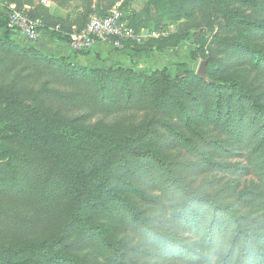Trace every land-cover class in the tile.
I'll return each mask as SVG.
<instances>
[{
	"label": "rangeland",
	"instance_id": "rangeland-1",
	"mask_svg": "<svg viewBox=\"0 0 264 264\" xmlns=\"http://www.w3.org/2000/svg\"><path fill=\"white\" fill-rule=\"evenodd\" d=\"M49 1L53 5L49 6ZM74 1L82 4L80 20L88 16L90 4H96V0L91 3L81 0H0V13L6 17L5 14L12 11H26L27 14L30 11L31 15L44 17L57 5L73 10L71 3ZM116 1L101 0V7L91 9L90 14L106 13ZM124 1L126 15L139 13L147 2ZM164 3L172 13L171 17L168 12H159L163 15L162 26L156 27L157 30H152L153 27L144 30L162 32L166 29V34L134 45V53L141 61L134 62L136 68L107 65L105 61H100V66H95V61L81 62L84 66L73 65L68 60L59 64L71 77L78 78V83H51L49 87L71 93L89 90L90 99H80L75 106L45 95L35 98L34 92L39 90L41 83L61 78L62 71L46 68L45 63L39 60L22 56L8 43L9 39L5 41V30L0 28V58L6 61L0 66V134L27 130L36 125L29 121L27 113L16 109L15 104L18 103L28 104L30 111L34 109L48 116L52 121L50 127H55L51 147L35 144L26 149L30 172L27 193L17 196L7 191L0 192V264H22L27 258L38 259L40 264H62L50 257L48 251L68 257L76 264H185L182 263V254L186 253L183 247L188 241H197L198 238L182 232L173 221L166 222L162 217L166 213L174 217L177 214L178 205L182 202L177 198L181 195L178 191L177 197L166 200L158 209L161 212L151 215L153 218L140 213L136 219L120 217L114 222L117 230L107 242L103 240L107 237L104 233L111 223L105 212H101L104 219L91 214L95 222L89 223L88 233L78 240L79 249L72 250L66 245L65 235L71 227L73 229V224H78L76 216H72L75 208L87 204L95 194H100L103 200L115 195L126 197L125 189L121 187L123 180L132 178L127 174V167L131 165L128 163L124 167L121 163L128 156L130 147L153 148L164 163L171 165V173L188 191L197 196L203 194L216 202L226 191L228 202L235 203L251 183L259 182V171L264 174V168H259L262 164L264 166V116L256 114L248 101L228 87H232V81L240 82L264 106V60L255 67L250 55L244 51L246 47L251 51L260 50L264 58V27L257 26L264 25V9L260 12L264 0H165ZM202 9H205L203 14ZM239 21L243 25L237 30L234 27ZM158 41L161 47H156ZM236 43L242 44L244 49ZM230 46L231 51L227 52ZM6 50L11 55L5 53ZM37 52L49 61L59 59ZM147 54L152 55V62L148 65L144 61L148 60ZM156 54L159 56L157 60L154 58ZM97 57L95 55V59ZM203 61L206 62V75L200 78L197 72ZM34 77L38 78L35 82ZM128 78L129 82H134L132 89L124 81ZM208 78L219 84L215 88L208 86ZM15 79L17 85L10 88ZM132 96L134 101L137 97L145 101L141 106H147V109L139 110V104L125 109V100ZM110 98L122 105L120 111H115L117 107L112 108L116 105L109 101ZM180 100L187 114L177 111L171 118L170 113ZM103 101L107 103L104 105ZM120 101H124L123 104ZM199 102L207 106L206 112L199 109ZM217 105L221 113L213 121ZM164 111L170 113L161 115ZM157 113L160 115L154 121ZM187 115L189 119H186ZM225 119L230 122V128L222 125ZM164 125L170 128L161 129ZM237 126H244L239 139L234 138L232 130ZM86 135L96 138L100 145L95 157L73 143L74 139ZM90 142L92 146L96 145L94 141ZM7 147L0 140V163L7 159ZM155 166L161 174L156 180L161 184L155 189L151 185L153 181H145L139 187L152 189L153 196H162L164 190L175 192L174 178L158 163ZM107 167L105 182H102L101 175H105ZM54 179L66 191L59 203L54 198L46 199L40 193L42 182L46 180L47 185H51ZM259 188L257 185L256 191ZM254 198L248 195L250 200L247 204L258 203L261 196L256 194ZM128 200L138 203L136 198ZM87 214L90 215L88 211ZM81 215L77 214L79 219ZM88 215L83 220L87 221ZM201 219H204V229L207 230L211 214L197 221ZM144 224L153 231L142 230ZM92 225L97 228L92 229ZM191 225L194 227V223ZM152 233H159L161 239L169 236L182 241L177 243L175 252H169L172 243L167 245L166 251L163 248L158 250L148 240ZM40 239L45 241L48 250H43V256L31 247ZM232 240L230 236L226 243ZM103 243L107 244L106 248L100 246ZM115 253L120 257H115Z\"/></svg>",
	"mask_w": 264,
	"mask_h": 264
},
{
	"label": "trees",
	"instance_id": "trees-1",
	"mask_svg": "<svg viewBox=\"0 0 264 264\" xmlns=\"http://www.w3.org/2000/svg\"><path fill=\"white\" fill-rule=\"evenodd\" d=\"M71 1L73 0H68V2ZM81 1L89 3L92 2V0ZM100 1L101 0H96L94 10L101 7L99 4ZM118 1L119 0L112 4L109 9L115 4H117ZM164 1L165 0H147L145 6L139 13H132L131 15H126L124 13V1L120 5L123 20H125L128 26L134 29L135 31H141L145 28L150 27H153L152 30H157L156 27L162 26L163 23V15H160L158 13L168 12L170 17L172 15V13H170V11L166 8ZM260 9V12H263L264 4L261 6ZM87 10L88 16L93 14H90V7ZM106 13H97L95 15L103 16ZM201 13H205V9H202ZM28 14L32 19H37L41 21V33L49 34L53 36L56 40L64 41L66 43H69L70 41V35L73 33L72 28L75 27L77 31L81 30L85 25L86 18L88 17H84L83 20L78 19L74 23L70 24L66 23L65 21H62L61 19L52 17L48 12L44 15V17L31 15L30 11H28ZM5 23L6 17L0 15V28H3L5 26ZM241 25H243V22L239 21L235 23L234 28L239 30ZM257 26L264 27L263 24H258ZM56 27L59 28L56 30ZM4 32L5 41H8L9 39L10 41H8V43L13 45L14 49L19 51L22 56H30V59L39 60L41 61V63H45L46 68L48 67L49 69L53 68L62 71L63 75H61V78L58 77L57 79H51L48 82L43 81V83H41L42 86H40L39 90L37 92H34L35 98L37 97V95H45V97L47 98L62 99L59 101L69 102L74 106L76 105V103H78L80 99L83 101H86L85 99H87V101L90 99L89 90L81 91V93L80 91L77 93H71L67 90L63 91L49 87L51 83H63L68 85L78 83V78L71 77L68 71H65L64 69H61L59 67L60 63L67 61L68 59L59 58L54 61H49V59L40 55L32 47L27 49L18 47V45H16L10 39L9 32ZM236 44L237 46L242 47L241 49H244L242 44ZM157 46L161 47L159 41L156 43V47ZM3 48L4 47H2V49ZM125 48L135 50L134 45H126ZM246 48L247 49H244V51L248 55H250L249 58L252 60V62H250L255 67L259 66L260 60H264V58L260 54L261 51H251L249 50V47ZM230 51L231 46L229 47L227 52ZM5 53H10V51L6 50ZM89 54L90 53L88 52L74 53L75 56H88ZM9 55H11V53ZM5 62L6 61L4 58H0V66H2ZM155 74L156 73H153L152 75L155 76ZM18 78L20 77H17L16 79ZM16 79L13 80V83L10 85V88H13L15 87V85H17ZM33 80L35 82L38 80V78L34 77ZM124 81L129 84V89H132L131 87L134 82H129V78L124 79ZM206 82L208 86L214 88L219 84L218 81L211 80L209 78L206 80ZM231 83L232 87L228 88H233V91L240 98L248 101L256 114L264 116V106L258 101L256 96L246 91L242 87L240 82L232 81ZM133 98L134 96L126 99L125 102H120L121 104H123L124 102L125 105L123 107L125 109H132L135 104H139V110L147 109V106H141L146 103L145 101H142L141 98L139 99V97H137L136 101H134ZM217 98H219V96H217ZM110 100H112V104L116 105L112 106V108L117 107L115 111H120L122 109V105H119L116 99L110 98L109 101ZM12 101L15 102L16 100L12 99ZM105 103L107 102L103 101L104 105ZM176 103V109L174 111L171 112L170 110L171 113L164 111L163 113H161V115H166L167 113H170V117L173 118L177 114V111L182 114H187V110L184 107V103L181 100ZM15 107L16 109H22L23 112L27 113L29 115V121L35 122L36 124L31 126L27 130L20 129L17 132L10 131L7 133L0 134V140L8 146L6 149L7 159L6 161H2L0 163V192L7 191L8 193H11L13 195L20 196L25 195L27 193V183L30 178V172L28 170L29 160H27L26 158V149L33 147L35 144H42L46 147H51L53 145L55 132L53 129H55V127H50L52 121L48 116L34 109H32L33 111H30V107L28 106V104L22 105L18 103L15 104ZM198 107L199 109H202L204 112H206L207 106L204 103L199 102ZM216 110L217 111L215 114L217 115L212 116L213 121H215L221 113L219 105H217ZM158 115H160V113H157V115H155L154 121H156ZM186 119H189L188 115ZM229 123L230 122L228 121V119H225L222 122V125L224 127H229ZM169 128V125H164L161 129L168 130ZM243 129L244 126L233 127L232 130L235 134L234 138L239 139V132ZM95 139L96 138L94 137L86 135L85 137H79L74 139L73 143L80 149L85 150L84 152H88L90 156L95 157L98 154L97 152L100 150V145ZM90 140L92 142L96 141V145L92 146ZM185 140L188 139L185 138ZM128 156L124 158L121 163V165L124 167H126L128 163L131 165L130 168L127 167V174L132 178L130 180H123V186L121 187L125 189L126 197L124 198L123 196L115 195L112 198L103 200L100 194H95L91 201L88 200L87 204L79 208H75V211H73L72 216L73 218L74 216H76L78 224H73V229L71 227L70 231H68L67 235H65L66 245H69L72 250L79 249L80 245H78V240L80 241L84 237V233H88L87 230H89L91 227L89 223L95 222L93 218H103V216L101 215L102 211L105 212L108 221H110L111 223L110 227H107L104 233V235L107 237H104L103 240L107 242L108 238H112V234L117 230V226H114V222L116 220H119L120 217H135L136 219L138 214L140 213L141 215H149V218H153L151 217V215L156 212H161L158 211V209L163 207L164 202L166 203V200L177 197L178 191L181 193V195H179L177 198L180 201L182 200V202L180 205H178L177 214L174 217L171 213H166L162 217L165 219L166 222H169L170 220L173 221L177 228L182 229V232L193 234L198 238L197 241H188L187 245H184L185 247L183 248L186 249V253L182 254V263L185 262V264H264V174L261 171H259V174H261L259 177V182L255 184L251 183L245 191H242L241 195L237 198V201L235 203L228 202V194L226 191L220 196L219 201L216 202L210 197H205L203 194L197 196L188 191L186 189V186H184V184L179 179H175L174 174L171 173L169 169L171 165L169 163H164L156 154L153 148L137 149L135 147H130L128 151ZM157 163L160 167H162L163 170L166 171L169 176H171V178H174L173 183L175 185V192L173 191L170 193L169 191L164 190L162 192V196H153L151 193L153 192L152 189L143 190L141 188L143 186L139 187V184L142 182L145 183V181H153L155 184L152 183L151 185H153L155 189L157 188V185L161 184L160 181L156 180L161 177L160 171L155 170V165ZM259 168H264L263 164L262 166H259ZM107 171L108 167L105 170V175H101L102 182L103 180L105 182ZM257 185L260 188L256 191ZM40 193L44 197H46V199L50 200L51 198H54L57 203H59L64 194L66 195V191L59 187V183H57L56 179H54V183H52L51 185H47V181L44 180L42 182V188L40 190ZM256 194H260V201L258 203L254 202L253 205H248L247 203L250 200L247 199L248 195L250 196V198H254V195ZM127 198H136L138 200L137 205L133 204L132 201H130L131 199L128 200ZM246 206L248 207V209H245ZM114 207H116L117 210H114ZM64 210L65 206L62 211L64 212ZM87 211L90 215L87 214ZM79 213L82 214L80 219L77 216V214ZM209 213L211 214V222L209 223L210 225L207 227L206 230L204 229V219H201L200 222H198L197 220L200 218H204L206 214ZM85 215H88L87 221L83 220L86 219ZM192 223H194V227L191 225ZM94 228L97 227H94V225H92V229ZM146 229L151 230L153 228H146V224H144L142 230ZM143 236L145 237L144 234ZM149 236L151 237H148V240H150L151 243L156 245V247H158V250L163 248L166 251L167 245L172 243L173 246L170 248L169 252H175V249H177V243L182 241L181 238L178 240L175 237L169 236L165 239H161L159 233H152ZM230 236L231 239L233 238L232 242L226 243V240H228ZM107 244L110 245L109 242ZM107 244L103 243V245L100 246L106 248ZM31 247L32 250H36L39 256H43V250L48 251L46 248L45 241L41 239L35 243H32ZM152 252L153 251H150V253ZM48 254L50 255V257H54V260H57L62 264L77 263L76 261H70V258L68 257H63L54 254L51 251H48ZM118 256L120 257V255H117L115 253V257ZM8 263H10V261H8ZM22 264L40 263L38 259L30 260L27 258L23 260Z\"/></svg>",
	"mask_w": 264,
	"mask_h": 264
},
{
	"label": "built area",
	"instance_id": "built-area-1",
	"mask_svg": "<svg viewBox=\"0 0 264 264\" xmlns=\"http://www.w3.org/2000/svg\"><path fill=\"white\" fill-rule=\"evenodd\" d=\"M5 16V31L17 32L31 43L36 42L43 34L40 31L41 21L30 18L26 11H12ZM58 28L56 27V30ZM72 30L68 46L73 53H90L96 46H110L115 51H121L126 45L133 46L146 39L160 38L166 34L165 30L147 32L130 28L123 20L119 3L112 6L103 16L90 15L81 30L77 31L75 27Z\"/></svg>",
	"mask_w": 264,
	"mask_h": 264
},
{
	"label": "crops",
	"instance_id": "crops-1",
	"mask_svg": "<svg viewBox=\"0 0 264 264\" xmlns=\"http://www.w3.org/2000/svg\"><path fill=\"white\" fill-rule=\"evenodd\" d=\"M48 2V0H46ZM124 2V0H119L118 3L121 5ZM49 6L53 5L52 2H48ZM57 5V4H56ZM72 9H64L60 8L57 5V8L55 10L50 9V15L54 18L61 19L62 21H65L66 23H74L79 19V11L81 10V2L74 1L71 3ZM76 6V9H75ZM80 6V8H79ZM128 8V6H126ZM79 8V9H77ZM91 9L95 8V2H93L90 6ZM0 10H2L0 8ZM142 10V9H141ZM140 10V11H141ZM2 12V11H0ZM0 15H3L0 13ZM2 33L0 29V34ZM10 39L18 46L25 48V47H33L35 50L46 54V55H52L54 58H64L68 59L70 63L73 65H81V62L83 61H95V66H100V61H105L107 65H121V66H128L131 68H136L134 66V62H141L140 57H138L134 50L132 49H123L121 51H115L110 46H96L92 52L88 56H82L78 55L75 56L74 53L70 50L68 43L64 41L56 40L53 36L49 34H42L41 37L34 43H31L28 41V39L21 34L17 32H9ZM95 55H98L97 59H95ZM157 56V57H156ZM148 60H144L147 65L151 64V58L152 55L147 54L146 55ZM154 57V56H153ZM155 60L159 58V56L155 55ZM133 61V62H131ZM86 66V65H85ZM139 66V64H138Z\"/></svg>",
	"mask_w": 264,
	"mask_h": 264
},
{
	"label": "water",
	"instance_id": "water-1",
	"mask_svg": "<svg viewBox=\"0 0 264 264\" xmlns=\"http://www.w3.org/2000/svg\"><path fill=\"white\" fill-rule=\"evenodd\" d=\"M205 65H206V62L203 61V62H201L200 66H199V69H198L197 75H198L200 78H203V77H205V75H206Z\"/></svg>",
	"mask_w": 264,
	"mask_h": 264
}]
</instances>
